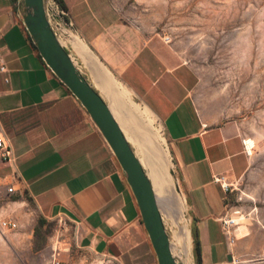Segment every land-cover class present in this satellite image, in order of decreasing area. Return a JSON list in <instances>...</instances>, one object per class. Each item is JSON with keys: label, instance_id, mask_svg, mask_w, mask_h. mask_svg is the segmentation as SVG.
<instances>
[{"label": "crops", "instance_id": "obj_1", "mask_svg": "<svg viewBox=\"0 0 264 264\" xmlns=\"http://www.w3.org/2000/svg\"><path fill=\"white\" fill-rule=\"evenodd\" d=\"M65 2V21L83 44L76 50L69 40L70 49L64 46L88 81L102 94L96 71L107 70L161 124L183 199L174 190L157 200L174 227V243L186 247L190 237L189 263L197 264L193 229L200 264L264 257V225H253L232 245L223 234L221 219L231 200L224 185L231 189L245 176L251 156L238 125L199 102L196 70L162 36H145L125 21L110 0ZM0 62L5 66L0 71V125L15 156L13 165L0 163V178L9 179L16 170L37 213L70 223L78 249L99 263L113 257L114 264H158L121 166L79 100L40 56L19 0H0ZM103 81L119 94L112 93L115 110L131 119L128 125L141 142L157 144L148 126L119 101L138 106L129 91L107 74Z\"/></svg>", "mask_w": 264, "mask_h": 264}, {"label": "rangeland", "instance_id": "obj_2", "mask_svg": "<svg viewBox=\"0 0 264 264\" xmlns=\"http://www.w3.org/2000/svg\"><path fill=\"white\" fill-rule=\"evenodd\" d=\"M110 1L123 19L145 36L168 37L169 43L199 75V102L222 120L235 122L245 140H253L250 168L231 186L228 208L240 210L234 216L236 221L238 217L244 218L240 220L237 237L249 234L253 225H264V0ZM50 7L51 20L61 36L60 40L70 49V36L64 28L72 30L71 25L65 21L64 14H59L55 3ZM114 78L129 91L131 99L138 105L133 107L135 114L128 108L129 113L146 123L167 151L173 177L180 188L159 120ZM101 92L110 102L107 93L102 89ZM119 101L124 108L127 107L123 99L119 98ZM119 118L127 125L131 121L120 114ZM128 128V140L147 174L152 172L151 180L157 189V198L175 190V185L169 184L155 171L139 134L129 125ZM9 184V179L0 178V220L12 218L17 222V228L7 230L0 227V264H49L55 253L69 264H100L96 257L78 249L70 223L57 218L44 217L50 222V231L45 246L33 251V227L39 214L33 204L23 198L24 190L20 188L9 192ZM16 196L19 198L15 199ZM180 196L183 199L182 193ZM183 205L185 210L184 200ZM163 221L173 251L180 256L173 243L174 227L164 216ZM180 257L190 262V253ZM234 264H264V257L241 255Z\"/></svg>", "mask_w": 264, "mask_h": 264}, {"label": "water", "instance_id": "obj_3", "mask_svg": "<svg viewBox=\"0 0 264 264\" xmlns=\"http://www.w3.org/2000/svg\"><path fill=\"white\" fill-rule=\"evenodd\" d=\"M23 23L40 56L84 107L98 128L121 169L136 199L145 230L158 264H190L174 253L152 182L131 142L110 109L109 102L85 77L61 42L50 16V0H19ZM173 176V170H170ZM174 178V177H173ZM177 192L180 188L175 180ZM185 217V210L183 212ZM228 260L232 256L228 255Z\"/></svg>", "mask_w": 264, "mask_h": 264}, {"label": "built area", "instance_id": "obj_4", "mask_svg": "<svg viewBox=\"0 0 264 264\" xmlns=\"http://www.w3.org/2000/svg\"><path fill=\"white\" fill-rule=\"evenodd\" d=\"M55 2L53 0L50 1V4H54ZM57 6V5H56ZM59 14H65L64 11L58 10ZM59 36V34H58ZM60 38V37H59ZM165 42H169L168 37H163ZM74 59V58H73ZM76 62V61H75ZM5 66L2 62H0V71H4ZM244 147L245 151L248 155H251L252 150L254 148V144L248 145L244 139ZM15 162V156L13 153L12 145L10 142L9 137L6 135L4 132L3 128L0 125V163H9L13 165ZM10 184L8 186V191L9 192H16L20 189V184H19V176L16 172V170H13L12 173L10 174L9 177ZM218 180V179H216ZM225 190L231 191L230 187L227 185H224ZM229 212H227L226 215L221 219V226H222V231L225 236V239L227 240V243L229 245L234 244L237 236L236 233L240 227V224H237L235 217L240 213L239 209H233V208H228ZM59 220H64L62 218H57ZM65 221V220H64ZM0 227L2 229H7V230H12L17 228V222L12 219V218H3L0 220ZM77 244V241H75ZM114 259L113 257H102L100 264H114ZM49 264H69L68 261L63 260L58 257V254H53L52 258L49 261Z\"/></svg>", "mask_w": 264, "mask_h": 264}, {"label": "bare ground", "instance_id": "obj_5", "mask_svg": "<svg viewBox=\"0 0 264 264\" xmlns=\"http://www.w3.org/2000/svg\"><path fill=\"white\" fill-rule=\"evenodd\" d=\"M65 32L70 36V41L73 43V45L75 46V49H79V46L81 44H83V41L78 37V35L70 30V29H67V28H64ZM106 74L109 75L111 77V79L115 82L116 80L114 78H112L111 74L107 71V70H97L96 71V75L99 79V86L100 88L107 93L108 97H109V106H110V109L111 111L113 112L115 118L117 119V121L119 122L121 128L123 129V131L126 133V130H129L128 128V125L127 123L123 124L121 119L119 118V114L118 112L115 110L116 109V104L115 102L113 101V97H112V94L109 90V88L105 85L103 79L106 77ZM113 95H115V97L117 96L116 92L111 89ZM125 104H127V106L130 108V110H132V112L135 114V110H134V106L133 104H129V102L125 101ZM146 124V123H145ZM124 125V127H123ZM129 134V133H128ZM246 143L248 145H251L253 144V140H245ZM146 150H147V153L149 154V159L151 161V164L153 165L155 171H158V173L160 174V176L165 180L167 181L169 184L171 185H175V179L173 178V176L171 175L170 173V170H171V161L168 157V153L167 151L160 145L159 142H157V144H144ZM141 161V160H140ZM142 163V162H141ZM143 165V164H142ZM150 180H151V175H148ZM152 182V180H151ZM153 185V184H152ZM154 189V188H153ZM175 189V188H174ZM176 190V189H175ZM174 191V190H172ZM244 219L243 217H238L237 219V224L240 223V220ZM187 228V226H186ZM187 232H188V229H187ZM188 236H189V232H188ZM189 242H190V237L188 238V241H187V245L186 247H183V246H177V250H178V254L180 256L182 255H186L188 256L189 254ZM174 243V242H173Z\"/></svg>", "mask_w": 264, "mask_h": 264}, {"label": "trees", "instance_id": "obj_6", "mask_svg": "<svg viewBox=\"0 0 264 264\" xmlns=\"http://www.w3.org/2000/svg\"><path fill=\"white\" fill-rule=\"evenodd\" d=\"M58 8L64 12L67 11V5L65 0H53ZM19 196H16L15 199H18ZM23 198L32 204L31 197L27 194L26 191L23 193ZM50 231V222L45 219L43 216L38 215L36 218L35 225L33 227V243L32 249L33 251H38L45 246L46 239L48 237ZM193 252L196 259V263L200 264V243L197 235L196 229H193Z\"/></svg>", "mask_w": 264, "mask_h": 264}]
</instances>
